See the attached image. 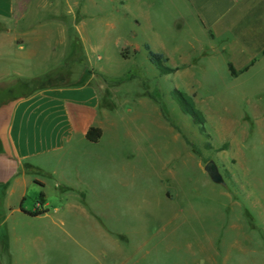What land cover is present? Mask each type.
<instances>
[{
  "label": "rangeland",
  "instance_id": "374dc122",
  "mask_svg": "<svg viewBox=\"0 0 264 264\" xmlns=\"http://www.w3.org/2000/svg\"><path fill=\"white\" fill-rule=\"evenodd\" d=\"M36 1L54 5L36 7L31 36L16 45L0 39L9 63L0 79V129L21 100L91 87L105 130L97 150L64 159L68 198L53 182L43 196L29 185V212L0 231L7 240L0 264H264V68L223 78L201 65L200 54L179 68L156 54L168 71L161 75L144 46L131 44L128 13L152 41L161 15L174 18L164 0H72L70 21L62 20V0ZM175 92L200 112L203 134L182 115ZM52 161L40 164L60 172ZM209 162L223 185L204 172ZM16 168L0 144V179ZM26 173L48 182L45 173Z\"/></svg>",
  "mask_w": 264,
  "mask_h": 264
},
{
  "label": "crops",
  "instance_id": "0c3cea01",
  "mask_svg": "<svg viewBox=\"0 0 264 264\" xmlns=\"http://www.w3.org/2000/svg\"><path fill=\"white\" fill-rule=\"evenodd\" d=\"M34 1L0 0V39L11 38L16 45L18 38L31 36L37 27L36 7L49 5L51 8L54 5L37 3L35 6ZM62 1L66 13L62 20L68 18L70 21L72 0ZM164 1L174 12V18L169 22L166 13L161 15V35H152V41L142 34L146 28L142 20L128 13L132 20L129 35L134 47L136 44L148 46L152 53L165 57L166 62L174 63L176 68L187 67L193 56L200 54L201 65L223 78L264 68V0ZM82 11L86 18V11ZM166 24L172 26L170 35L164 34ZM62 36L66 34L62 33ZM5 57H0V71H5L0 72V79L8 75L9 63ZM10 62L22 65V62ZM100 102L93 88L82 87L43 91L11 107L8 129L4 132L0 129V144L3 155L17 168L10 179H0V231L16 217L23 216L24 211L29 212L23 205L31 184L43 196L47 184L53 182L56 190L67 192L64 200L68 198L72 187L64 159L78 155L77 150L95 151L101 144L105 128ZM47 159L55 161L61 171L43 168L40 162ZM27 169L45 173L48 182L35 181L28 176ZM79 173L85 174L81 170ZM6 244L7 240L0 236V245Z\"/></svg>",
  "mask_w": 264,
  "mask_h": 264
},
{
  "label": "trees",
  "instance_id": "16d2710c",
  "mask_svg": "<svg viewBox=\"0 0 264 264\" xmlns=\"http://www.w3.org/2000/svg\"><path fill=\"white\" fill-rule=\"evenodd\" d=\"M145 50L148 54L149 62L155 66L161 75L165 76L168 74L167 70H164L160 66V57L150 51L148 46H145ZM173 100L178 105L182 115L189 117L192 120L194 126L198 128L200 134L204 133V119L200 112H198L193 104V102L186 98L185 96L180 95L179 93H173Z\"/></svg>",
  "mask_w": 264,
  "mask_h": 264
},
{
  "label": "water",
  "instance_id": "95a60500",
  "mask_svg": "<svg viewBox=\"0 0 264 264\" xmlns=\"http://www.w3.org/2000/svg\"><path fill=\"white\" fill-rule=\"evenodd\" d=\"M204 172L207 174V176L209 177L212 183L216 185H223V180L221 176L219 175L218 170L213 162H209L204 167Z\"/></svg>",
  "mask_w": 264,
  "mask_h": 264
}]
</instances>
